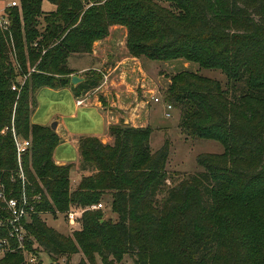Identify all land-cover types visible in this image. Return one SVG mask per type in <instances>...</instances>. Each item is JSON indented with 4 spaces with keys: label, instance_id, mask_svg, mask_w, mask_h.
<instances>
[{
    "label": "trees",
    "instance_id": "1",
    "mask_svg": "<svg viewBox=\"0 0 264 264\" xmlns=\"http://www.w3.org/2000/svg\"><path fill=\"white\" fill-rule=\"evenodd\" d=\"M44 1L20 0L21 10L11 9L12 36L0 29V181L7 197L25 190L35 208L23 221L20 248L0 199V239L12 248L0 264H35L24 254L37 256L35 244L51 257L79 251L76 243L106 264L126 254L136 264H264V0H46L56 7L48 12ZM112 25L127 28L134 57L184 59L226 75V88L197 72L172 77L169 99L181 109V128L224 147L200 156L202 171L175 179L167 170L168 144L153 151L151 127L122 123L110 126L111 144L79 138L80 166L91 174L76 189L74 165L54 161L60 137L31 123L36 93L70 86L80 97L98 87L103 75L96 72L74 85L69 60L93 52ZM28 73L21 91L13 90ZM15 133L32 137L22 157L25 180ZM108 194L118 220L88 209L75 237L42 218L99 203Z\"/></svg>",
    "mask_w": 264,
    "mask_h": 264
},
{
    "label": "rangeland",
    "instance_id": "2",
    "mask_svg": "<svg viewBox=\"0 0 264 264\" xmlns=\"http://www.w3.org/2000/svg\"><path fill=\"white\" fill-rule=\"evenodd\" d=\"M0 1L6 3L12 0ZM55 8L54 4L46 0L44 1L43 10L45 12L54 10ZM19 9L21 10V7ZM127 34L128 31L125 26L112 25L109 28V35L99 40L102 42H95L93 47V51L95 49L101 57L100 63L97 64L98 69L105 70L104 72L110 74L109 79L115 78V83L110 84V87L112 89L117 88L118 90L115 89L114 91H117L119 96L113 92L111 99L113 100L114 98L115 101H118L122 98L121 101L130 106L132 105V108L128 109L127 113L122 112V115L118 114L120 117L118 123L128 124L134 127H151L153 130L150 140L152 150L155 151L166 143L168 144L170 155L167 170L175 179H184L196 172L202 171L203 168L199 164L200 156L206 153L220 154L224 151V147L216 140L192 137L181 128V109L169 99L172 77L185 70L197 72L220 82L226 88L228 86L226 75L221 70L201 69L197 63L188 62L184 59L152 61L146 57H134L130 54L127 47ZM92 53H76L72 55H77L76 57L78 58L82 57L83 61L81 64L91 65L92 67L93 62L99 59V56H95L96 59L86 58L87 55H91ZM78 64L80 65V63ZM110 66L113 68L110 69ZM116 66L117 68L113 70ZM77 70L79 71V69ZM99 70L88 69L78 72V74L84 76L85 80L93 72L100 74L101 72ZM104 79H106L105 76ZM104 79L100 81V85ZM98 87L89 92H93ZM105 102L108 103V101ZM167 113H170V116H167ZM125 117L129 119L130 117L133 118L136 121V125L133 124L132 120L125 123ZM29 140L32 142V137ZM31 169L34 172L32 165ZM39 179L40 177L36 174V180L39 181ZM77 184L78 182L76 183V179L73 177L71 182L72 190L76 189ZM99 203L103 204L102 211L106 219L118 220V214L112 207L110 194L104 196ZM88 207L82 208L87 209ZM78 208L81 207L72 205L65 211L57 210L55 213H44L42 214V218L49 227H52L61 234L68 237H75L76 233L81 232L83 229L82 216L75 223H71L68 214L70 211ZM76 244L79 251L58 254L51 257L43 248L35 244L36 260L33 262H30L29 259L27 260L29 263L35 264L39 262L43 264H106L103 262L99 253L94 252L93 258H90L83 252L81 246L78 243ZM2 256L0 254V258ZM111 258L113 257L111 256ZM113 264L136 263L132 256L126 254L120 262L114 260Z\"/></svg>",
    "mask_w": 264,
    "mask_h": 264
},
{
    "label": "crops",
    "instance_id": "3",
    "mask_svg": "<svg viewBox=\"0 0 264 264\" xmlns=\"http://www.w3.org/2000/svg\"><path fill=\"white\" fill-rule=\"evenodd\" d=\"M76 56L72 55L69 60V65L75 70L72 77L77 75L85 78L78 72L88 69L99 70L97 64L100 63L101 57L95 49L91 55L86 56V58L90 59L99 56V59L93 62L92 67L91 65L81 64L83 61L82 57L78 58ZM119 63L121 64V62ZM112 68L110 66V69ZM116 68L117 66L113 70ZM99 71L102 73L103 79L104 76L106 79L103 80L96 90L80 97L75 96L70 86L58 89L42 87L36 93L37 105L31 115V123L50 127L51 123L57 121V130L55 132L60 137V142L55 148L53 158L59 165L70 163L74 165L71 171V182L73 177L76 179V183H79L83 175L91 174L89 170L81 169L79 138L82 136H96L103 143H113L114 137L110 133V126L120 121L118 114L127 113L128 109L132 108V105L130 106L121 101L122 98L118 101H115L114 98L113 100L111 99L113 92L119 96V93L114 91L118 89L110 87V84L115 83V78L109 79L110 74L104 72L105 70ZM105 101H108V103ZM129 120H132L133 124L136 125V121L133 118L125 117L124 119L125 123H128Z\"/></svg>",
    "mask_w": 264,
    "mask_h": 264
},
{
    "label": "built area",
    "instance_id": "4",
    "mask_svg": "<svg viewBox=\"0 0 264 264\" xmlns=\"http://www.w3.org/2000/svg\"><path fill=\"white\" fill-rule=\"evenodd\" d=\"M21 7L20 1L12 0L10 2H1L0 1V29L4 32H8L11 36V27H12V15L11 9L13 7ZM16 56V53H15ZM34 71V68L31 70ZM29 73L20 76L19 83L20 85H13V90L18 92L21 91V86L24 85L25 81L28 79ZM171 108V106H169ZM167 116H170V113H167ZM14 139L17 146V156L20 164V177L25 180L24 171L22 168V157L31 147V140L25 139L22 136L14 134ZM36 198V197H34ZM0 199L4 202L5 208L9 213V217L6 219L10 225L11 236L15 237L19 242V247L24 248V238L26 235V228L24 225V220L28 221L31 213L35 211L33 203L30 201L29 196L26 191L21 194L19 197H7L5 192V186L0 181ZM102 203H95L90 205L87 209L78 208L69 212L68 217L71 223H75L83 213L88 209H102ZM4 225V220L0 218V226ZM11 245L7 238L0 239V254L4 255L7 251H10ZM26 259H29L30 262L36 260L34 254L29 253L24 250Z\"/></svg>",
    "mask_w": 264,
    "mask_h": 264
},
{
    "label": "water",
    "instance_id": "5",
    "mask_svg": "<svg viewBox=\"0 0 264 264\" xmlns=\"http://www.w3.org/2000/svg\"><path fill=\"white\" fill-rule=\"evenodd\" d=\"M84 81V78H81V77H79V76H77V75H74L73 77H72V83L74 84V85H77L78 83H80V82H83ZM57 121H54L53 123H51V125H50V127L54 130V131H56L57 130Z\"/></svg>",
    "mask_w": 264,
    "mask_h": 264
}]
</instances>
